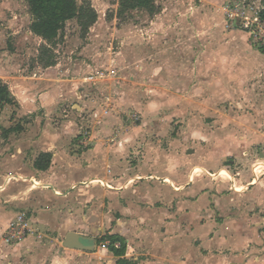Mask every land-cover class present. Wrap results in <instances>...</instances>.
Returning <instances> with one entry per match:
<instances>
[{"label": "crops", "instance_id": "0c3cea01", "mask_svg": "<svg viewBox=\"0 0 264 264\" xmlns=\"http://www.w3.org/2000/svg\"><path fill=\"white\" fill-rule=\"evenodd\" d=\"M256 4L264 8V0ZM224 13L226 25L234 28L219 38L239 36L241 29ZM190 35L161 48L157 41V63L146 65L145 84L155 81L163 91L170 87L184 92L166 91L171 102L179 104L193 105L197 86L206 105L230 100L246 106L248 102L253 112L236 113L235 127L210 134L209 140L216 141L219 149L207 153L210 159L221 153L234 155L241 169L219 183L211 172L218 163L206 158L204 165L199 164L194 159L198 149H187L185 137L173 139L164 150L160 140L150 135L151 129L139 127L113 133L103 127L93 131L91 147L82 149L74 121L51 123L54 116H61L66 80L52 82L45 77L20 84L15 82L17 77L0 76L18 103L5 106L0 115V264H20L23 259L27 264H118V258L99 242L105 232L126 240L128 264H264V173L258 176L257 163L250 159L258 151L264 163V93L258 88L247 95L244 77L235 70L238 65L228 63V44L212 52L205 37L199 55L207 68H198V73L214 70L215 74L212 79L204 77L207 84L197 85L196 40ZM214 55L219 63L211 65ZM180 61L182 66L175 67ZM255 66L249 73L263 71ZM153 72L155 80L148 78ZM13 111L17 118L32 116V123L11 130L7 120ZM209 113L228 118L221 110ZM108 121L116 122L118 117L112 115ZM103 135L115 137V142L105 144ZM147 136L154 138L143 145ZM140 149L145 154L138 159ZM42 153L53 156L46 171L34 166ZM199 166L203 171L195 177L193 171ZM23 214L29 231L23 239L8 242L9 225ZM96 231L104 234L98 239L92 234ZM71 232L96 237L97 249L65 248Z\"/></svg>", "mask_w": 264, "mask_h": 264}, {"label": "rangeland", "instance_id": "374dc122", "mask_svg": "<svg viewBox=\"0 0 264 264\" xmlns=\"http://www.w3.org/2000/svg\"><path fill=\"white\" fill-rule=\"evenodd\" d=\"M85 1H89L98 12V21L89 33L83 36L78 22L73 20L67 23L54 43L47 44L31 33L33 16L25 0H0V76L17 77L15 82L20 84L39 81L45 77L52 82L56 79L66 80V88L62 90L65 95L59 107L61 116H54L51 123L55 126L62 121H74V127L80 129L81 134L76 140L82 149L91 147L93 131L98 133L103 127L111 128L112 133L135 127L151 129L154 134L150 135L160 140L158 143L164 150L170 148V141L173 139L185 137L187 149H198L194 159L199 164L204 165L206 158L213 163L217 162V170L215 173L211 172L219 183L236 175L241 165H236L234 155L221 153L216 159L207 157L209 151L219 149L216 141L209 140V135L235 127L233 117H236V113L253 112L251 105L247 102L246 106H241L230 100L222 104L206 105L201 100L202 91L198 86L193 105L174 103L166 91L180 92L170 87L164 88V91L158 89L155 81L146 85L145 71L146 65L155 67L157 63V41L161 48L172 40L177 43L179 37L183 42V35L187 36L189 33L194 35L189 38L196 40L197 85L207 84L204 77L212 79L215 74L214 70L212 73H198V68L206 67L199 55L203 48L202 39L205 37L212 52L228 44V63L238 65L235 70L244 77L242 80L245 81L247 95L252 94L250 90L255 92L254 89L258 88L264 93V47L255 46L250 36H247L249 34L242 29L239 36L219 38L220 33H229L234 28L233 24L226 25L224 11L228 16L231 4L240 0H157L158 11L155 15H150L143 9L122 10L119 0H77L79 6ZM241 1L246 10L250 11L247 16H257L256 11L261 10L259 4H256L257 0ZM45 45L49 51H43ZM216 58L215 55L212 56L211 65L219 63ZM160 64L164 63L160 60ZM182 64L180 61L174 66ZM255 65L263 71L249 73L248 70ZM46 68L50 69L49 72H45ZM165 73L170 75L168 71ZM244 74L250 75L245 77ZM91 77L94 82L89 81ZM148 78L155 80V72L148 74ZM240 85H244L243 81ZM180 94L183 95L184 92ZM183 109L184 112L179 113ZM215 110H221L224 117L227 115L228 118L220 119L209 113ZM112 115L117 116L118 121L109 122L108 118ZM31 117L17 118V113L13 111L7 122L11 123V130H21L32 123ZM154 137L147 136L143 145L150 143ZM1 138H7V133L3 131ZM102 138L105 144L115 142V137L111 135H103ZM140 151L136 155L138 159L145 154V150ZM250 159L253 164L257 163L256 172L262 175L264 163L260 162L258 151ZM202 167L193 171L195 177L201 174ZM222 171L225 173L223 177L216 178L215 175L222 174ZM92 234H96L99 239L104 233L96 231ZM65 251L68 249L63 248V252ZM20 264L27 263L23 259Z\"/></svg>", "mask_w": 264, "mask_h": 264}, {"label": "trees", "instance_id": "16d2710c", "mask_svg": "<svg viewBox=\"0 0 264 264\" xmlns=\"http://www.w3.org/2000/svg\"><path fill=\"white\" fill-rule=\"evenodd\" d=\"M29 11L33 16L30 26L31 32L42 38L47 44L54 43L65 30L67 23L76 20L81 29L82 35L86 36L90 29L98 21V12L89 1H85L79 6L77 0H25ZM157 0H119L122 10L143 9L150 15H155L158 11ZM260 18L264 21V10L260 13ZM49 51L47 45L43 51ZM7 105L17 106L15 96L12 94L9 86L0 80V110ZM51 153H42L35 161V169L46 171L52 163ZM104 240L110 241L109 250L118 258V264H128L124 258L127 251L126 240L119 235H109L102 237L100 243ZM120 247L116 248L115 244Z\"/></svg>", "mask_w": 264, "mask_h": 264}, {"label": "built area", "instance_id": "2783aa9c", "mask_svg": "<svg viewBox=\"0 0 264 264\" xmlns=\"http://www.w3.org/2000/svg\"><path fill=\"white\" fill-rule=\"evenodd\" d=\"M242 3V1H235L231 4V6L228 9V18L234 25L245 32H247L255 46L264 47V21L260 18V13L264 10H257L256 15L254 17L247 16L250 11L246 10L245 5ZM251 10H254L252 8ZM113 74H115V71H113ZM94 78H89L90 82L93 81ZM108 113V111L106 112ZM29 231L26 223V215L23 214L19 216L15 221H13L5 234V239L8 242L11 241H19L23 239L27 232ZM110 246L109 240H104L102 242V247L104 249H108ZM116 248L120 247V244H115Z\"/></svg>", "mask_w": 264, "mask_h": 264}, {"label": "water", "instance_id": "95a60500", "mask_svg": "<svg viewBox=\"0 0 264 264\" xmlns=\"http://www.w3.org/2000/svg\"><path fill=\"white\" fill-rule=\"evenodd\" d=\"M96 237H85L76 233H68L64 240V247L82 251L94 252L97 249Z\"/></svg>", "mask_w": 264, "mask_h": 264}, {"label": "bare ground", "instance_id": "6f19581e", "mask_svg": "<svg viewBox=\"0 0 264 264\" xmlns=\"http://www.w3.org/2000/svg\"><path fill=\"white\" fill-rule=\"evenodd\" d=\"M223 174H225V173L217 174V175H215V177H216V178H221V177H223ZM257 175H258V176L260 175L259 172L257 173ZM235 190H236V191H241L242 189L239 188V187H235Z\"/></svg>", "mask_w": 264, "mask_h": 264}]
</instances>
